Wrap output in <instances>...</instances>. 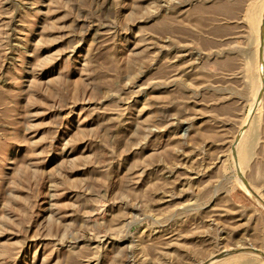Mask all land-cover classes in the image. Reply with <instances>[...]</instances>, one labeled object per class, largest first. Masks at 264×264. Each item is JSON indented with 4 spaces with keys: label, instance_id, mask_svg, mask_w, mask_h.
I'll use <instances>...</instances> for the list:
<instances>
[{
    "label": "rangeland",
    "instance_id": "374dc122",
    "mask_svg": "<svg viewBox=\"0 0 264 264\" xmlns=\"http://www.w3.org/2000/svg\"><path fill=\"white\" fill-rule=\"evenodd\" d=\"M263 10L0 0V264H264Z\"/></svg>",
    "mask_w": 264,
    "mask_h": 264
},
{
    "label": "bare ground",
    "instance_id": "6f19581e",
    "mask_svg": "<svg viewBox=\"0 0 264 264\" xmlns=\"http://www.w3.org/2000/svg\"><path fill=\"white\" fill-rule=\"evenodd\" d=\"M264 11V10H263ZM263 13V12H262ZM264 14V13H263ZM261 22H262V20H261ZM263 25H264V17H263ZM262 32V31H261ZM263 33H264V26H263V32H262V35H263ZM261 38V37H260ZM260 44V43H259ZM262 50H263V48H264V38L262 39ZM260 49V50H261ZM263 63V62H262ZM262 87V86H261ZM259 91V90H258ZM261 97V95L259 96V98ZM259 98H258V100H259ZM239 139V137L237 138V140ZM246 146V145H245ZM239 147V146H238ZM238 150V149H237ZM248 149H247V147L244 149V151L242 152V156L241 155H239V157L240 158H245L246 156H248ZM239 158V159H240ZM242 175V179L243 178H245L244 177V174H241ZM244 180V179H243ZM247 184V180H245V185ZM244 186V185H243ZM247 187V186H246ZM248 188V187H247ZM249 192H250V190H249ZM251 193V192H250ZM247 248H252V247H247ZM221 253H216V255H213L214 257H212L211 259H209V261L208 262H210V261H212V260H217L218 258H221V256H225V255H227L228 253L226 252V248L224 249V250H222V251H220ZM246 253H252V251H250V252H246ZM254 253V252H253ZM259 256H261L263 259H264V251H263V255L262 254H259ZM242 257V256H241ZM243 257H245V256H243ZM240 258V257H239ZM240 261H241V259H239ZM243 261V260H242ZM246 262V261H245ZM207 263V262H206ZM205 264V263H204Z\"/></svg>",
    "mask_w": 264,
    "mask_h": 264
},
{
    "label": "water",
    "instance_id": "95a60500",
    "mask_svg": "<svg viewBox=\"0 0 264 264\" xmlns=\"http://www.w3.org/2000/svg\"><path fill=\"white\" fill-rule=\"evenodd\" d=\"M263 38H264V33H263V35H262V39H263ZM236 251H238V250H235V249H234L233 252H236ZM249 251H252V252H254V253H258V254H262V255H263V251L260 250V249H258V248H249ZM228 252H231V251H228Z\"/></svg>",
    "mask_w": 264,
    "mask_h": 264
}]
</instances>
